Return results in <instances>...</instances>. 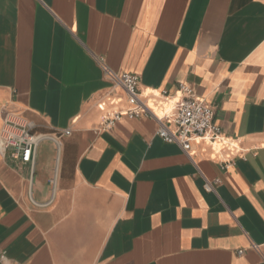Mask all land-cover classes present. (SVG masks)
I'll use <instances>...</instances> for the list:
<instances>
[{
	"label": "crops",
	"instance_id": "0c3cea01",
	"mask_svg": "<svg viewBox=\"0 0 264 264\" xmlns=\"http://www.w3.org/2000/svg\"><path fill=\"white\" fill-rule=\"evenodd\" d=\"M105 65L190 85L226 145L102 130L128 107ZM7 110L50 137L0 151V264H264V0H0V133Z\"/></svg>",
	"mask_w": 264,
	"mask_h": 264
},
{
	"label": "built area",
	"instance_id": "2783aa9c",
	"mask_svg": "<svg viewBox=\"0 0 264 264\" xmlns=\"http://www.w3.org/2000/svg\"><path fill=\"white\" fill-rule=\"evenodd\" d=\"M104 70L114 87L122 88L128 107L107 113L102 120V130L112 129L123 116L154 117L159 122L158 135L166 142L177 143L190 154L192 142L206 139L211 144L226 145L221 126L215 121V110L198 97L193 88L180 82L171 92L164 88L152 96H143L140 89V76L133 72H117L105 65ZM156 98L157 104L152 100ZM123 100V97L118 99ZM70 134V130L65 131ZM35 131V124L20 113L6 111L0 133V151L5 156L21 163L32 162L38 144L45 138ZM221 180H206L205 188L215 191ZM243 252V250H241ZM6 260L0 255V263Z\"/></svg>",
	"mask_w": 264,
	"mask_h": 264
}]
</instances>
